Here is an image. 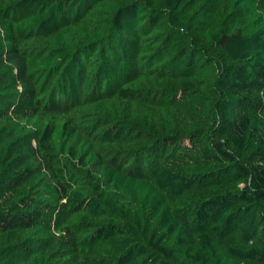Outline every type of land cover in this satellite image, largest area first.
I'll list each match as a JSON object with an SVG mask.
<instances>
[{"label": "trees", "instance_id": "obj_1", "mask_svg": "<svg viewBox=\"0 0 264 264\" xmlns=\"http://www.w3.org/2000/svg\"><path fill=\"white\" fill-rule=\"evenodd\" d=\"M0 264H264V0H0Z\"/></svg>", "mask_w": 264, "mask_h": 264}]
</instances>
